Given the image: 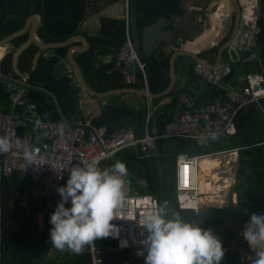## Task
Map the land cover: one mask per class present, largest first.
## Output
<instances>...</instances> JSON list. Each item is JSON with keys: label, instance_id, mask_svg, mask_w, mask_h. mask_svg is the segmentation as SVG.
<instances>
[{"label": "trees", "instance_id": "obj_1", "mask_svg": "<svg viewBox=\"0 0 264 264\" xmlns=\"http://www.w3.org/2000/svg\"><path fill=\"white\" fill-rule=\"evenodd\" d=\"M89 1L0 0V41L21 31L27 17L37 13L42 16V25L38 29L41 41L64 42L78 34L79 26L87 18ZM182 2L183 0H134L135 17L130 25L131 36L134 33L142 42L144 29L156 23L160 16L170 18L181 13ZM225 9L232 18V25L217 47L203 52L202 55L205 57L211 58L214 54L216 57L219 49L232 36L233 8L225 5ZM259 11L257 49L262 61L261 67L264 69V0H259ZM101 24V36L94 39L91 49L87 52L75 53V59L86 83L96 92L141 88L140 85L123 84L117 68L118 53L126 40L125 21L104 17ZM219 30L223 32L225 27L219 26ZM213 33H206L197 43L193 42L188 47L199 50L208 46ZM27 40L28 34H25L15 38L11 45L16 50ZM177 46L180 48L181 45ZM69 48L70 46L52 49L53 55L40 56L34 67L33 62L40 48L31 44L19 59L20 72L29 74V99L37 104L40 115L46 121L59 122L64 111L69 114H79L81 110L79 94L82 89L76 86L71 78L57 76V71L61 68L59 63L67 59ZM163 49L162 47L158 49L160 52L156 57L147 58L144 54L141 56L142 62L146 64L148 90L153 94H160L166 90L171 80L169 59L175 53ZM231 50L233 51L231 48L226 50L225 54L228 55ZM13 52L0 62V74H12L13 77L19 78L13 70ZM109 55L112 56L111 61L102 64L103 58ZM233 56V72L226 81L235 85L242 73L259 71L258 65H241L234 51ZM179 62L183 64L182 80L167 96L154 100V103L158 104L165 98H171V102L160 106L154 115L155 121L160 126V133H163L166 125L174 121L179 110L183 108L182 97L185 96L200 106L214 102L221 94L217 88L195 72L196 62L192 58L183 56ZM5 84V81L0 79V110L8 113L10 97ZM260 103L262 106L252 104L238 115L237 133L233 136H221L206 145H201L198 141L179 143L163 140L157 143L156 152L151 156L144 157L139 148H131L122 151L110 161V166L118 160L125 163L136 187L142 192L153 193L158 198L160 206L166 202L168 207H176L179 210L176 166L180 154L185 153L194 157L238 151L236 181L232 188V193H237V202L231 199V194L225 208L210 207L199 213L195 210L183 211L190 214L187 220L197 221L205 230L211 229L221 240L224 250L221 264H238L243 248L249 245L242 235L245 225L253 213L264 215V100ZM123 107L127 111L122 121L114 119L107 110H103L102 115L93 120L94 124L106 126L110 131L135 127L141 135L142 121L146 116L147 108L137 113L125 104ZM24 133L25 128H21L19 135L22 136ZM139 181H145L146 185L142 186ZM36 188L35 181L24 178L18 172H14L3 181V234L0 242L2 264H94L93 247L104 251L99 254L104 264H145V257L137 255L140 250L114 251L112 247L115 244L110 241V236L85 246L79 254L56 249L50 239V230L53 226L49 221L52 214L46 207V199L35 195ZM178 212L183 213L180 210ZM39 213L44 214L42 231L39 229ZM50 254L52 256H48Z\"/></svg>", "mask_w": 264, "mask_h": 264}, {"label": "built area", "instance_id": "obj_2", "mask_svg": "<svg viewBox=\"0 0 264 264\" xmlns=\"http://www.w3.org/2000/svg\"><path fill=\"white\" fill-rule=\"evenodd\" d=\"M242 16L240 29L233 42L231 49L237 54V59L241 65H255L258 72L243 74L239 77L235 85L226 82L233 72L232 66L228 63H221L216 67L206 64H198L196 70L205 80L215 87L224 81L227 85L228 98L223 102L210 103L195 111L184 113L174 122L166 127L162 135L151 134L149 124L151 122L152 111L149 103L147 118L144 125V137H137L134 131L118 130L109 132L106 127H98L90 119L69 121H46L38 113L36 105L29 99L28 76L20 79L9 78L5 86L9 93L12 111L3 113L0 110V136L7 135L19 137L32 149H39L43 158L42 167L30 166L26 170L21 167V147L14 146L7 154H0V242L2 239L3 215L2 184L4 179L9 178L14 172L20 173L24 178L37 183L35 195L46 199V207L49 213L53 214L61 197L57 189L66 186L69 179V171L77 163H84L92 159L99 158V167L103 169V164L109 163L122 151L140 146L144 156H149L154 150L155 144L162 140L178 141H198L201 135L211 132H220L224 135H234L237 131L236 119L242 110H247L252 104L261 106L264 100V69L261 57L257 50L258 29L256 21L258 15L255 14L254 3L251 0H240ZM129 12H126V40L121 46L118 55L117 67L121 73L124 84L134 86L143 83L145 91L148 90L145 68L146 65L140 59L136 46L129 31ZM251 22H255V27H251ZM241 82H244L240 85ZM240 86V93H235V87ZM238 88V87H237ZM150 100V98H148ZM72 123V124H71ZM63 124L64 130L61 134L59 126ZM32 128V133L28 135L29 129L21 136V128ZM151 132V133H150ZM220 136V137H221ZM38 137V142H35ZM237 154V151L219 152V154ZM207 156H190L181 154L178 157L176 167V179L178 186V202L182 210H199V197L202 195L198 190L197 175L199 173L200 161ZM236 179V174H235ZM234 179V180H235ZM125 192L127 196L125 207L120 210L122 217L127 216L135 219L116 218L112 221L117 233L110 236V241L114 242L112 249L116 252L126 250L142 249L141 241L146 239L147 231L139 224L148 212L159 207L158 198L150 193H140L135 191L132 178L127 174L124 177ZM236 181V180H235ZM233 194V193H232ZM237 202V193L234 199ZM55 200V203L53 202ZM194 201L193 207H185L188 201ZM71 207V202L66 204ZM197 212V211H196ZM39 229L44 230V214H38ZM127 246H124V244ZM94 264H104L100 253L93 247ZM255 254L248 245L243 248L238 264H253Z\"/></svg>", "mask_w": 264, "mask_h": 264}, {"label": "clouds", "instance_id": "obj_3", "mask_svg": "<svg viewBox=\"0 0 264 264\" xmlns=\"http://www.w3.org/2000/svg\"><path fill=\"white\" fill-rule=\"evenodd\" d=\"M58 130L63 133V124ZM222 134L201 135L198 143L206 145L218 140ZM14 146L22 149L21 167L25 170L45 164L39 149L30 148L19 137L0 136V154L9 153ZM99 164V158L75 164L68 169L66 186L57 189L61 200L49 223L53 226L51 244L58 250L79 254L85 246L117 233L118 229L112 223L114 219L136 218L120 214L127 200L126 164L118 160L104 169ZM69 201L71 207H66ZM185 207L194 208L191 204ZM194 210L199 213L198 209ZM139 224L147 231L146 239L141 241L143 248L137 253L145 257V264H221L224 257L221 240L197 221L185 220L179 212H170L166 202L148 212ZM242 235L255 254L253 264H264V215L253 213ZM124 246H127L126 242Z\"/></svg>", "mask_w": 264, "mask_h": 264}, {"label": "crops", "instance_id": "obj_4", "mask_svg": "<svg viewBox=\"0 0 264 264\" xmlns=\"http://www.w3.org/2000/svg\"><path fill=\"white\" fill-rule=\"evenodd\" d=\"M133 2H134V0H128V12H129V17H130L129 31H130V25L132 24L131 21L134 20V17H135V6H134L135 4H133ZM225 5H226V3L219 2L218 0H183V2L181 3V13L172 15L170 18H166L165 16H160V17L164 18V22L161 25V27H162L161 29L164 30V31H167V30L172 31V37H171V40H170L169 43L159 46L152 53V55L150 57H152V56L156 57L159 54V52H160L158 50L160 47H162V49L166 47V49H163V50H165L167 52L172 51L175 54L179 53V51H184V50L188 51V52H191V53H194L195 55L199 56L201 59L204 60L203 62H201V61L195 60L193 57H190L196 62L195 63V72L197 74H198V72H197L196 68H197L198 64H200V63L201 64L202 63L206 64V65H210L212 67H216V66H218L221 63H228L229 65L232 66L233 59H234L232 50L228 52V55L225 54L226 51L223 53L219 64H217V60H218L219 51H220L221 48L216 53V55H217L216 57H214L215 54L213 56L210 54L211 58H209V56L205 57L204 55H202L203 52H205L206 50H213L215 47L218 46L219 42L224 38L229 26L232 23V18L230 16V14L228 13V11L225 9ZM228 6L232 8V6L230 4ZM125 13H126L125 0H90L89 1L87 18L81 24V26H79L78 34L76 35V36H79V37L75 41H73L70 45H68V46H70V47H82L85 44L86 50L84 52H87L93 46L94 39L100 38V36H101V31H102L101 21H102V18L105 17V18H111V20H124ZM32 15L36 17L35 18V24H34L35 25L34 27L37 26L36 31H35V36L41 41V39L38 36V29L42 25V16L40 14H37V13H33V14L29 15V16H32ZM26 23H27V20H26ZM26 23H25V25H26ZM219 26L225 27V31L223 30V32H222L221 30H219ZM125 28H126V25H125ZM194 32H200L201 33L195 39L196 40L195 43H197L199 41V38L202 37L203 35H205L206 33L214 32L210 36V38L212 40L210 39L211 43L207 46L206 50H205V47L201 48L199 50H193V49L188 47L189 44H193V40H192L190 35L192 33H194ZM125 33H126V29H125ZM26 34H28V40H29L30 39L29 38V33L27 32ZM73 37H75V36H73ZM132 38H134V37L132 36ZM182 38H184V39H182ZM133 41H134V39H133ZM59 43H61V42H59ZM134 44H135V46H137L136 50H138L137 51L138 55L140 56V59L142 60L141 56L143 54L145 55V53L143 51L142 42H140V40L137 39V37H136V40H135ZM177 45H181L180 48ZM64 47H66V46H64ZM60 48H62V47H60ZM52 49L54 50L56 48H48V49L40 48V51L37 53V55H36V57L34 59L33 66L35 67L37 65V61H38L40 56L49 57V56L53 55V50ZM13 50H14V47L11 44H9L6 47H1L0 48L1 52L0 53H2V57L0 55V62L8 54L12 53ZM16 50H14V52ZM4 51H5V53H3ZM175 54H172L171 56H174ZM74 57H75V53H74ZM146 57L149 58L148 56H146ZM181 57H183V56H180L177 59V61H176L177 83L180 80H182L181 76H182V72H183V64L181 62H179V59ZM170 58H172V57H170ZM111 59H112L111 55L106 56L105 58H103L102 64L109 63L111 61ZM169 60H170V63H171V59H169ZM59 67H61V68H59V70L57 71V76L71 78L75 82V85L78 86L79 88H81V86H79V84H78V82L76 80V74L74 72V68H73V66H72V64H71V62L69 60L68 55H67V59H63L59 63ZM18 68H19V64H18ZM242 75H243V73L241 74V76ZM24 76H28L29 77V74L20 72L19 78H16V77H13L12 74L5 75V74L1 73L0 74V79L4 80L5 83H6V82H8L10 77L12 79L17 80V79H20V78H22ZM146 79H147V77H146ZM170 79H171V77H170ZM121 81H122V76H121ZM226 82L230 83L232 86L234 85V84H232V82H229V81H226ZM122 83H123V81H122ZM177 83H176V85H177ZM137 85L138 86L140 85L141 88H135L134 87V88H125V89L144 90L143 83H140V84H137ZM137 85H134V86H137ZM147 86H148V82H147ZM118 90H120V89H118ZM28 91H29V83H28ZM111 91H115V90H111ZM106 92H109V91H106ZM106 92H98V93H106ZM147 92H149V90H147ZM114 95H120L121 96V99H120V103L121 104L115 105V104H111L109 102L108 99L110 97L114 96ZM114 95H110V96L103 97V98H98L96 96H92V95L88 94L86 91H84L82 89L81 94H79V108H81V110H79V114H77V113L76 114H69V113H67V111H64V113H62L63 114L62 115V120L69 121V122H74L76 120H83V119L87 118V119H90L92 121V123L94 124L93 120L99 118L102 115L103 110H107V113H109L114 119L122 121L123 117H125L126 111H127L123 107V104H125L126 106L132 108L129 104L126 103V100H124V101L122 100V99H124V96L128 97L129 95H135V96L142 97L143 101H145L144 102L145 103L144 107L147 108V113H148L149 106L147 105V100H146L147 97L141 96V93H139V92H123V93L114 94ZM155 95H157V94H155ZM53 98H54V96H52V99ZM157 99H159V98H157ZM154 100H156V99H151L150 98V101H151V104H152L151 111H152V114L154 113V115L156 113V110L160 106L169 104L171 102V98L163 99L160 102L161 104H159V103L155 104ZM181 102H182L183 108H181L179 110V114L174 119V121L176 119H178L181 115H183L186 110L192 109V111H195V110H197L198 108H200L202 106L208 105V104H203V105L197 106L194 101H190L185 96L182 97V101ZM33 103L37 107V104L35 102H33ZM102 103L103 104L105 103L107 108L103 109L102 105H101ZM189 105H191V106L193 105V107L190 108ZM118 108H123L125 110V114L124 113H118L117 116L114 115V111L113 110L114 109H118ZM37 109H38V107H37ZM132 109L137 111V113H139V111L144 110V108L141 109V110L140 109H134V108H132ZM11 111H12V105H11V100H10V107H9L8 113H11ZM38 113H39V110H38ZM147 113H146V115H147ZM174 121H172V122H174ZM172 122H170V123H172ZM144 123H145V119H143V121H142L143 126L141 127V135H139V131L135 127L114 129L113 131H110V129H108V130H109V132H115V131H118V130L134 131L136 133L135 135L137 137H142L143 138L144 137V125L146 124V123L145 124ZM168 125H166V127ZM98 127H106V126H98ZM149 127H150V131L152 132V133L150 132L151 134L162 135L166 131V127H165L163 129V133L159 132L160 126H159L158 122L155 121L154 117L151 119ZM106 128H108V127H106ZM28 129L29 128H26L25 132ZM164 141H175V142H178L176 140H164ZM157 143L155 144L154 150L150 153L149 156L153 155L156 152ZM133 148H139V150L141 151L140 146L133 147ZM128 149H131V148H128ZM141 154L143 155L142 151H141ZM144 157H148V156H144ZM106 167H110V163L103 164V169L106 168ZM214 173H216V172H214ZM128 174H129V172H128ZM129 176H130V174H129ZM132 182H133V180H132ZM176 182H177V179H176ZM139 183L142 186L146 185L145 181H139ZM133 186H134L135 191H139L140 193H150V192H142L140 189H138L136 187L134 182H133ZM177 189H178V186H177ZM198 190H199V187H198ZM150 194H153V193H150ZM177 202H178V199H177ZM178 208H179V210L181 212L187 211V210H182L180 208L179 202H178ZM200 211H203V210H200ZM1 249L2 248H0V264L3 263V255H2Z\"/></svg>", "mask_w": 264, "mask_h": 264}, {"label": "water", "instance_id": "obj_5", "mask_svg": "<svg viewBox=\"0 0 264 264\" xmlns=\"http://www.w3.org/2000/svg\"><path fill=\"white\" fill-rule=\"evenodd\" d=\"M231 3V6L233 8V13H234V22H233V32H232V36L230 38V40L221 47L220 51H219V56H218V60H217V64L220 63L221 57L223 55V53L229 49L237 35V32L239 31L240 28V23H241V16H242V9H241V5L239 0H229ZM227 2V0H226ZM35 16H29L27 18V23L24 26V28L21 31L16 32L15 34L3 39L0 41V48L1 47H6L9 44H11V42L13 40H15V38L20 37L24 34H26L27 32L29 33V40L26 41L24 44H22L14 53H13V58H12V64H13V69L16 72V74L20 75V71L18 68V64H19V59L21 54L31 45L34 44L36 46H38L39 48H60V47H64V46H68L70 45L73 41H75L79 36H75L72 37L64 42L61 43H44L41 42L36 36H35V31H36V27H34L35 25ZM164 22V18L160 17L158 18L157 22L154 23L151 26H148L144 29L143 32V40H142V46H143V51L145 53L146 56L150 57L152 55V53L161 45L163 44H167L170 42L171 37H172V31L167 30L164 31L161 28V25ZM32 26H31V25ZM201 33L200 32H194L192 33L190 36L192 39H194L195 37L199 36ZM86 50L85 44L82 47H70L69 51H68V57L69 60L74 68V72L76 74V80L79 84V86H81V88L86 91L88 94L92 95V96H96L98 98H103V97H107L110 95H114V94H119V93H123V92H139L141 93V96H148L151 99H157L163 96L168 95L172 90H174L176 83H177V72H176V61L180 56H188V57H193L195 60L197 61H201L203 62L204 60L201 59L199 56L195 55L194 53L188 52V51H179V53H176L174 56H172L171 58V63H170V77H171V81L170 84L168 86V88L160 93V94H152L151 92H147L145 90H134V89H120V90H115V91H109L106 93H98L93 91L86 83L83 73L81 71V68H79L78 63L74 57V53L76 52H84ZM102 108L105 109L107 108L106 104L102 103ZM85 107V106H84ZM114 115L117 116L118 113H124L125 114V110L123 108H118V109H114ZM200 212V210H199Z\"/></svg>", "mask_w": 264, "mask_h": 264}, {"label": "rangeland", "instance_id": "obj_6", "mask_svg": "<svg viewBox=\"0 0 264 264\" xmlns=\"http://www.w3.org/2000/svg\"><path fill=\"white\" fill-rule=\"evenodd\" d=\"M219 2H222V3H226V5H231L230 1L227 0H218ZM243 2V0H241ZM247 0H245L246 2ZM253 3H254V7L255 9H253V11H255V14L259 16L260 14V11H259V0H251ZM240 2V0H239ZM125 5H126V12H128V0H125ZM241 5V3H240ZM124 21H125V25H126V13H125V17H124ZM130 23V22H129ZM255 22H251V27H255ZM232 25V23H231ZM257 25H258V20L256 21V28H257ZM230 28V26H229ZM228 28V29H229ZM240 29V28H239ZM238 33V32H237ZM134 38V42L136 40V35L133 33L132 34ZM237 36V35H236ZM132 37V36H131ZM198 37V36H197ZM195 37L193 40V42H195L196 38ZM236 38V37H235ZM230 40V39H229ZM235 40V39H234ZM234 42V41H233ZM233 45V43H232ZM231 45V47H232ZM137 47V46H136ZM230 47V48H231ZM207 46L205 47V50H206ZM229 48V49H230ZM227 49V50H229ZM138 51V50H137ZM119 55V54H118ZM227 80V79H225ZM244 83V82H241L240 85ZM126 85V84H125ZM129 86V85H127ZM238 87V88H237ZM235 87V93L236 94H239L240 91L239 89H241L240 86H237ZM215 88H217V90L221 93L220 94V97L218 99H216L214 102L212 103H215V102H223L225 100H227L228 102H232L230 98H228V91H227V85L224 81H221ZM147 97V105L149 106V103H150V106H152L151 104V101L148 99L149 97ZM120 99H121V96L120 95H114L112 97H110L108 100L111 104H115V105H118V104H121L120 103ZM111 100V101H110ZM123 101L126 100V103L129 104L132 108L134 109H143L145 108L144 105H145V101H143V98L140 97V96H135V95H129L128 97H125L124 96V99H122ZM161 104V103H159ZM210 104V103H209ZM190 108L193 107V105H189ZM250 107V106H249ZM153 110V109H152ZM188 111H192V109L190 110H186L185 113H188ZM243 111V110H242ZM241 111V113H242ZM154 117V113L152 114V117L151 119ZM238 117V116H237ZM146 118L147 116L144 118L145 121H146ZM74 123V122H73ZM72 124V123H71ZM145 124V123H144ZM32 133V128L30 127L29 128V131H28V135H30ZM237 133V131H236ZM235 133V134H236ZM234 134V135H235ZM224 136H228V135H224ZM229 136H233V135H229ZM39 138L38 137H35V142H38ZM178 141V140H177ZM179 143H183V142H188V141H178ZM229 152V151H228ZM235 152H232V153H229V154H217V155H199V156H207V157H211V158H216L219 160V163H220V167L218 168H215L214 169V172H216L217 174H219L220 176V179H219V183H221L225 178H228L230 179V184L229 186L224 189L223 191H220L218 192L217 194H220L219 196H223L222 198L221 197H217L215 200L213 201H206V202H203V203H200L199 205V210H204L205 208H212V207H215V208H225L227 207L228 203H229V199H230V195L232 194V188L234 186V183H235V172H236V163H237V160H238V156L237 154H233ZM238 153V151L236 152ZM218 157V158H217ZM220 157V158H219ZM222 158V159H221ZM110 163V162H109ZM220 168V169H219ZM224 176V177H223ZM226 176V177H225ZM228 176V177H227ZM235 179V180H234ZM221 180V181H220ZM234 193L231 195V197L234 199ZM236 194V193H235ZM220 201V202H219ZM55 203V200L53 201ZM212 202V203H211ZM207 203V204H206ZM169 211L170 212H178L179 210H177L176 207H168ZM190 214L189 213H182L181 216L187 220V217L189 216ZM138 250H141V249H138ZM48 256H52L51 254L48 255Z\"/></svg>", "mask_w": 264, "mask_h": 264}, {"label": "bare ground", "instance_id": "obj_7", "mask_svg": "<svg viewBox=\"0 0 264 264\" xmlns=\"http://www.w3.org/2000/svg\"><path fill=\"white\" fill-rule=\"evenodd\" d=\"M3 53H5V51ZM0 55L2 57V53H0ZM218 167H220V163H219V160L216 158L206 157V158L201 159L200 165H199V173L197 175L199 191L202 194L199 197V202L203 203L206 201L215 200L220 195L217 193L220 191H223L229 186L230 179L228 178H225L221 183H219L220 176L219 174L214 173V169ZM219 197L222 198L223 196L221 195ZM190 203L191 205L196 204L193 200L187 202L188 205Z\"/></svg>", "mask_w": 264, "mask_h": 264}]
</instances>
